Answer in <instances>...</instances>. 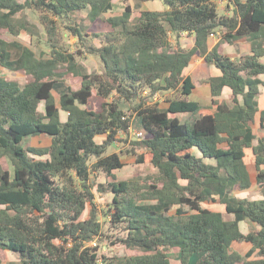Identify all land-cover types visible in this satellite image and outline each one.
<instances>
[{"label": "trees", "instance_id": "obj_1", "mask_svg": "<svg viewBox=\"0 0 264 264\" xmlns=\"http://www.w3.org/2000/svg\"><path fill=\"white\" fill-rule=\"evenodd\" d=\"M138 1H161L167 9L133 18L127 6L109 19L113 31L95 35L104 38L100 47H87L103 64L104 73L94 75L80 62L84 53L67 48L64 31L86 45L88 30L74 16L86 12L94 23L112 11L114 0H0V30L38 36L37 25L18 18L29 9L38 16L49 48L45 58L0 35V68L28 77L25 84L0 77V249L18 253L24 264H171L172 249L181 264L196 254L202 255L196 264H264V137L254 145L264 85L259 79L264 75V0H223L233 7L232 15L219 13L215 0ZM217 31L225 43L247 39L252 54L236 61L218 46L209 52L208 39ZM182 34L195 36L192 49L180 47ZM196 54L223 73L208 81L209 107L188 100L195 87L183 73ZM226 87L233 92L231 102L221 103L217 98ZM172 91L181 97L168 108L148 103ZM54 92L68 113L66 122ZM96 97L104 101L99 111L90 108ZM123 102L142 120L145 135L135 145L146 150L139 163L158 170L152 181L117 180L114 171L124 167L122 156L107 155L119 133L129 134L132 127ZM184 114L191 120L182 121ZM41 135L51 138L49 147L24 146L27 137ZM100 136L105 137L101 143ZM246 149L256 158L260 200L232 196L252 185ZM94 172L112 180L103 187L113 195L108 223L122 237L105 236L94 206ZM217 200L233 221L202 207ZM88 204L93 209L82 220ZM241 222L252 227L248 234L241 232ZM104 238L138 252L110 261L100 255ZM95 240L97 246H90ZM234 242L253 247L241 255L232 250Z\"/></svg>", "mask_w": 264, "mask_h": 264}, {"label": "rangeland", "instance_id": "obj_2", "mask_svg": "<svg viewBox=\"0 0 264 264\" xmlns=\"http://www.w3.org/2000/svg\"><path fill=\"white\" fill-rule=\"evenodd\" d=\"M19 3H24L25 0H17ZM217 3L218 0H215ZM222 8L219 9V12H222L225 8H223V4H220ZM127 6H131L133 10V18H137L140 16L141 12L144 10H155V11H164L163 8H166L161 2H139L138 0H114V6L112 11L104 15L100 20L92 23L87 18V13H79L74 17L78 20L80 24H83L88 30L89 36L85 38V44L79 43L78 40L73 37L69 32L64 31L66 36V45L67 48L72 52L80 50L84 53L82 57H80L81 64L86 67L90 74H101L104 73L103 64L97 55H93L89 53L87 47H100L102 42L104 41L103 37H96V34H103L113 31L110 24L109 19L121 16ZM226 6V4H225ZM26 17L31 23L37 25L39 27L40 34L38 36H31L29 34H22L17 37L11 35L5 30H0V35L7 41H18L28 47H30L33 51L36 52L38 56H42L47 58V54L49 53V48L47 45V37L44 32L42 25L39 23L38 16L31 10L27 9L22 14L18 15V18ZM172 40L176 42L175 37H172ZM174 42V43H175ZM0 77H4L9 80L17 81L20 84H25L27 82V76L20 73H12L3 68H0ZM69 77L67 80H70ZM57 103L60 105V95L54 92ZM144 95L148 96V93L145 92ZM160 97V100H155L154 96L150 99V104H160L164 109L169 107V102L172 99H176L179 97L177 92H164L156 94ZM113 100V98L111 99ZM104 101L100 98H94L91 101L90 108L94 110H101V105ZM138 104V103H137ZM135 103V105H137ZM134 105H132L133 107ZM121 107L127 109L125 112L127 116L131 118L133 121L134 118H138L139 115L134 110H130L131 105L127 102H123ZM41 109L44 110V104L41 106ZM63 119H66V115L62 113ZM182 121L191 120V116L189 115H181ZM132 124V123H131ZM256 134L258 136L264 135V129H261V125L259 124V120L256 126ZM135 133L131 131L129 134H120L117 138V141L109 147L107 155L118 153L122 156V160L124 162V168L114 171V174L117 176L119 181H130V180H147L152 181L158 176V170L149 162L139 163L138 156L142 153H145L146 150L144 148H140L135 145L137 142H141L143 140L134 139ZM105 137H98V142L101 143L104 141ZM103 139V140H102ZM50 143V139L47 136H31L27 137L24 141V146L27 148L31 147H47ZM38 158V157H36ZM95 160L93 159L92 162ZM3 165L6 169H9L13 172L12 165L8 160L3 161ZM252 176L254 179V186L245 192H241V194H237L239 196L246 197L249 200H260L263 198V191L261 187L258 185L256 181L257 170L256 168L252 170ZM112 180L107 177L103 172H94L92 175L91 183L93 184V193H94V206L97 207L99 211V219L103 223V230L105 236H113V237H122V233H118L111 229L109 225V219L112 217V203H113V195L106 188L107 183ZM235 193H238V189ZM235 193H232L235 195ZM150 201H144L143 204H150ZM204 208H208L211 210H223V206L219 202H205L202 205ZM93 209V205L88 204L87 208L82 216V220L88 218V215L91 213ZM226 219H230L229 215H225ZM113 239V238H112ZM115 240V239H113ZM100 255L105 256L110 261H121L125 258L137 253L138 251H134L132 249L121 248L117 246H113L110 244L108 240L105 238L100 243ZM0 258L4 264H24L19 257V254L13 251H5L0 249ZM175 264V263H174Z\"/></svg>", "mask_w": 264, "mask_h": 264}, {"label": "crops", "instance_id": "obj_3", "mask_svg": "<svg viewBox=\"0 0 264 264\" xmlns=\"http://www.w3.org/2000/svg\"><path fill=\"white\" fill-rule=\"evenodd\" d=\"M150 2H161V1H150ZM216 4L218 6V10L220 8H222L220 4H223V8H225L222 12H219V13L232 15L233 7H230V9H228L227 2H225L223 0H218V2ZM225 4H226V6H225ZM166 9L167 8H163L164 11ZM144 11H155V10H144ZM157 12H163V11H157ZM222 39H223V33L221 31H217L214 35L210 36L208 39V44H207L208 45V51L211 52L214 48H216L218 46L219 50L222 54H224L225 56H227L233 60H236V61L240 60L244 56L252 54V44L249 41H247V39H241V40L236 41L232 44L225 43V42H223ZM178 43L182 49L190 50L195 46V36L193 34H182L179 38ZM261 61L264 63V58H262ZM183 75L185 78L190 77L192 79V83L195 87L192 94L188 97V100L191 102L198 103L202 107L211 106L212 102H213V96H212L211 86H210L208 81L211 78L221 77L223 75L222 71L218 67H216L215 65L208 64L206 62V59L204 56H202L200 54H196L193 57L189 67H187L184 70ZM259 79L264 83V75H261L259 77ZM177 93L179 94V97H181L180 93L179 92H177ZM232 94H233L232 90L230 88L226 87V88H224L222 95L219 98H217V100H219L221 103H229V102H231ZM55 99H56V97H55ZM155 100L156 101L160 100V97L158 95H156ZM172 100H174V99H172ZM258 103H259V113L256 115V125L254 128L255 134H256V126H257L258 120H259V124L261 125V112L264 111V85L260 86V95L258 97ZM43 104L44 103H42L41 106ZM56 104L60 110L61 120L63 122H66L68 119V113H66L62 110L61 106L58 105L57 100H56ZM60 105H61V102H60ZM169 105H170V102H169ZM159 107L164 109L160 104H159ZM122 109L124 111L127 110L123 107H122ZM63 112L66 115V119H63V117H62ZM131 123H132V133H136V132H140V131L144 132L142 120L140 117L134 118ZM256 136H257V140L254 141V145L258 144L259 138L264 137V135L258 136L257 134H256ZM101 137H104V136H100V138ZM49 139H50V143L47 147H49L51 145V142H52L51 138H49ZM103 139H105V138H103ZM97 140H98V138H97ZM47 147H35V148H47ZM245 153H246L245 164H246L247 169H248L249 174H250L251 183H252L251 188H252L254 186V179L252 176V170L255 168L257 170L256 158L253 154L252 149H246ZM257 174H258V172H257ZM116 178H117V176H116ZM256 181H257V176H256ZM236 190H234L233 193H235ZM245 191H247V190L238 189V193H235V195L232 194V196H235V197L240 198V199H246V197L237 195V194H241V192H245ZM217 202L220 203L219 200H217ZM214 203H216V202H214ZM222 206H223V210H218V211L211 210V209H209V210L214 211V212H221L225 216L227 214L226 209H225L224 205H222ZM205 209H208V208H205ZM227 215H229V214H227ZM229 216L231 218L226 219V220L233 221L234 220L233 215H229ZM239 226H240L241 232L244 234H248L250 232V230L252 229V227L246 222H241ZM256 230L259 231V227H257ZM252 247H253V245L251 243H246V242H242V243L234 242L232 244V250L240 253L241 255H246L249 251H251ZM169 256H170L171 264H174V263L175 264H181V259L178 255V253H176V251H174L173 249L169 251ZM201 256H202L201 254L194 255L190 259L189 264H196L198 262V260L201 258Z\"/></svg>", "mask_w": 264, "mask_h": 264}, {"label": "built area", "instance_id": "obj_4", "mask_svg": "<svg viewBox=\"0 0 264 264\" xmlns=\"http://www.w3.org/2000/svg\"><path fill=\"white\" fill-rule=\"evenodd\" d=\"M155 96H156V95H155ZM130 131L132 132V127H131ZM119 134H122V132H120ZM144 135H145L144 132H141V131H140V132H136L134 138H135V139H140V140H141V139L144 137ZM90 246H92V247H96V246H97V240L91 242V243H90Z\"/></svg>", "mask_w": 264, "mask_h": 264}]
</instances>
